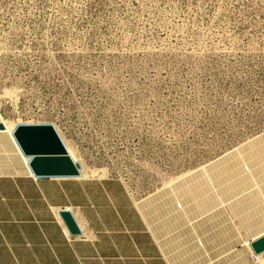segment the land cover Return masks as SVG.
Returning <instances> with one entry per match:
<instances>
[{"label":"rangeland","instance_id":"rangeland-1","mask_svg":"<svg viewBox=\"0 0 264 264\" xmlns=\"http://www.w3.org/2000/svg\"><path fill=\"white\" fill-rule=\"evenodd\" d=\"M0 123V167L28 168L18 124H52L178 263L210 264L196 253L216 233L221 264H247L264 235V0H0Z\"/></svg>","mask_w":264,"mask_h":264},{"label":"crops","instance_id":"crops-1","mask_svg":"<svg viewBox=\"0 0 264 264\" xmlns=\"http://www.w3.org/2000/svg\"><path fill=\"white\" fill-rule=\"evenodd\" d=\"M63 209L80 234L69 233L59 215ZM167 240L156 236L120 179L37 178L21 158L0 167V264H183ZM230 240L215 233L196 254L221 264ZM247 259L255 264L250 254Z\"/></svg>","mask_w":264,"mask_h":264},{"label":"water","instance_id":"water-1","mask_svg":"<svg viewBox=\"0 0 264 264\" xmlns=\"http://www.w3.org/2000/svg\"><path fill=\"white\" fill-rule=\"evenodd\" d=\"M0 127L3 125L0 123ZM13 137L21 152L29 157L28 168L37 178L80 177L82 165L68 153L60 135L52 124H18ZM59 215L72 235L80 234L79 226L68 209ZM254 254L264 252V235L253 240Z\"/></svg>","mask_w":264,"mask_h":264},{"label":"built area","instance_id":"built-area-1","mask_svg":"<svg viewBox=\"0 0 264 264\" xmlns=\"http://www.w3.org/2000/svg\"><path fill=\"white\" fill-rule=\"evenodd\" d=\"M68 210H69V209H68ZM250 258H251V260H252L253 263H255V264H259V257H258V254H254V253H252V254H250Z\"/></svg>","mask_w":264,"mask_h":264},{"label":"bare ground","instance_id":"bare-ground-1","mask_svg":"<svg viewBox=\"0 0 264 264\" xmlns=\"http://www.w3.org/2000/svg\"><path fill=\"white\" fill-rule=\"evenodd\" d=\"M2 124V123H1ZM3 125V124H2ZM4 128V125H3V127H0V129H3ZM81 175V174H80Z\"/></svg>","mask_w":264,"mask_h":264}]
</instances>
